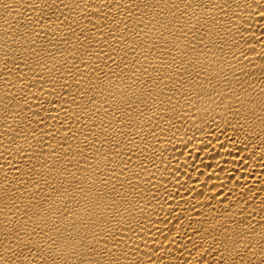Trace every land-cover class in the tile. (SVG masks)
Returning a JSON list of instances; mask_svg holds the SVG:
<instances>
[{
    "label": "bare ground",
    "instance_id": "bare-ground-1",
    "mask_svg": "<svg viewBox=\"0 0 264 264\" xmlns=\"http://www.w3.org/2000/svg\"><path fill=\"white\" fill-rule=\"evenodd\" d=\"M0 264H264V0H0Z\"/></svg>",
    "mask_w": 264,
    "mask_h": 264
}]
</instances>
